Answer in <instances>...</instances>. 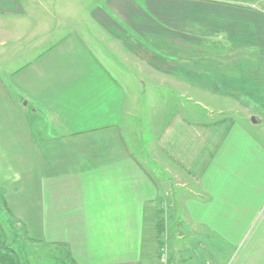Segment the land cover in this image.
Returning a JSON list of instances; mask_svg holds the SVG:
<instances>
[{"label": "crops", "instance_id": "obj_1", "mask_svg": "<svg viewBox=\"0 0 264 264\" xmlns=\"http://www.w3.org/2000/svg\"><path fill=\"white\" fill-rule=\"evenodd\" d=\"M84 2L61 34L0 39L26 57L0 61V264H23L10 220L62 264H158L162 246L171 264H264V0ZM43 3L0 0V24ZM131 73L158 100L141 152Z\"/></svg>", "mask_w": 264, "mask_h": 264}, {"label": "rangeland", "instance_id": "obj_2", "mask_svg": "<svg viewBox=\"0 0 264 264\" xmlns=\"http://www.w3.org/2000/svg\"><path fill=\"white\" fill-rule=\"evenodd\" d=\"M44 1H45V3H43L44 5H41L42 6L41 9L38 11V13H36L39 16V19H37V20H33V21H30V20L12 21V20L7 19V20L3 21L4 24H0V36H1L0 39H6V40L10 41L11 43H13L10 40V38L15 33L22 32L23 30L27 34L31 31L36 32L38 26L39 25L41 26L42 24H48L49 28H51V29H49V33L52 32L56 35L61 34L64 31V29L61 30V29H58L56 26L53 27L54 25H57L59 23V20L61 18H63V16L59 15V12H61L62 14H64V12H66V14H68L66 16H69L71 19H73L74 16H76L77 14H80V12L82 10L78 11V12H75L74 10L71 11V10L72 9L78 10V7H80V6L83 7V9H85V3H86V2H84V0H70V4L66 5L65 6L66 8H63V7H61V6L59 7L57 5L50 6L49 0H43V2ZM63 1H66V0H63ZM48 9L50 10L49 13L47 12ZM62 9H63V11H62ZM67 21H69V20H67ZM43 28L44 27H39V32H41ZM16 46H19V45L7 43V44H3L0 46V49H1L0 61L3 62V66L6 65L8 67H11V68L14 67L15 68V66H18L22 61L26 60V57H21L20 59L19 58L15 59V61L13 62L12 60H8L6 55H4L5 52H8V53L10 52V53L14 54V49H16ZM4 49H7V50L4 52L3 51ZM139 82H140V77L137 75H133L132 73L126 77V86L130 92V93H128L129 103H131L135 98V102L140 106L137 108V109H140V115H138L139 118H137L138 123L136 126V132L138 135L137 136L138 141H136V142H137L138 148H140L138 151H140L141 149H143L142 151H144V150H146L148 145H150V143H151V138H152L151 130L157 124V123H152V121L150 119H148V115L149 114L153 115L154 118H156V116L158 115L157 109L154 108V109L150 110L148 108V104L150 103V105H151L154 101H158V100H155V97L153 96L154 94L151 93L149 90H145L144 92H139V90H140ZM157 94H162L163 96H166V100L171 102L170 105H172L174 103V98H175L174 95L177 97L176 92H172V91L157 92ZM151 95H152V98H151ZM153 99H154V101H153ZM165 110L166 109H164V106H163V109H161L160 111L163 112ZM151 163H154V161H152ZM159 170H162V169L159 168ZM161 174L163 175L164 179L171 181L172 186L174 184H176L177 180L175 179L174 181H172L171 176L169 175L168 172H162ZM183 189H184V191L188 192L187 190H185L186 187H184ZM157 224H158V222H157ZM7 230H8V237H9L8 243L10 244L11 247H13L14 249H16L19 252L23 264H30L31 262L33 264H62L61 262H63V261H59V260L56 261L55 259L58 258V256H59L58 253L64 254L63 249L55 250V249L49 248L47 246H41L43 248H41L40 246L33 248V247L27 245L26 242L24 241L23 237H22L23 235L20 231V227L17 226L15 224V222H11V220L7 221ZM156 232H157V230H156ZM162 237H163V234H162ZM194 241L195 242H193L192 244L190 243L191 246L194 245L197 240L194 239ZM187 245H188V243H187ZM190 245H188V246H190ZM50 253H54V255H53L54 258L52 257V255H50Z\"/></svg>", "mask_w": 264, "mask_h": 264}, {"label": "built area", "instance_id": "obj_3", "mask_svg": "<svg viewBox=\"0 0 264 264\" xmlns=\"http://www.w3.org/2000/svg\"><path fill=\"white\" fill-rule=\"evenodd\" d=\"M158 264H171L168 258V252L165 246L160 247L158 250V257H157Z\"/></svg>", "mask_w": 264, "mask_h": 264}, {"label": "trees", "instance_id": "obj_4", "mask_svg": "<svg viewBox=\"0 0 264 264\" xmlns=\"http://www.w3.org/2000/svg\"><path fill=\"white\" fill-rule=\"evenodd\" d=\"M157 227V232H156V237L159 239V240H162V234L164 232V227H163V222L162 220H159L158 221V224L156 225ZM161 243V246H162V242Z\"/></svg>", "mask_w": 264, "mask_h": 264}]
</instances>
